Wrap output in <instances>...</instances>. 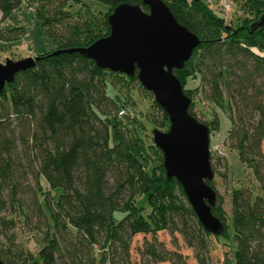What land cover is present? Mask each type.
Masks as SVG:
<instances>
[{"label": "trees", "instance_id": "16d2710c", "mask_svg": "<svg viewBox=\"0 0 264 264\" xmlns=\"http://www.w3.org/2000/svg\"><path fill=\"white\" fill-rule=\"evenodd\" d=\"M22 1L0 0V23ZM69 1L38 0L35 17L53 48L37 54L34 65L18 72L0 93V236L5 237L0 260L192 264L179 251L180 238L195 264H264V26H251L264 13V0H237L243 16L235 24L205 0H163L200 40L184 66L174 69L191 99L189 112L196 117L193 97L199 91L228 108L231 128L223 147L228 143L237 150L252 178L248 185L232 187L230 215L213 179L208 181L217 193L212 212L223 224L218 234L203 227L180 183L166 176L163 154L147 131L151 114L136 115L130 92L126 99L118 91L116 98L106 94V75L127 88L138 81L136 75L101 69L79 52L52 54L108 35L107 17L117 5L149 11L148 6L142 0H95L103 11L76 0L90 13L81 21L66 9ZM23 33L21 26H0L1 47ZM151 102L167 130V114L154 98ZM205 124L214 126L216 118ZM223 159L216 158L212 168L222 166ZM20 219L28 231L41 233L35 253L15 242L13 229ZM161 232L171 236L172 247L158 238ZM138 234L143 240L134 259L132 240ZM218 243L226 249L215 261Z\"/></svg>", "mask_w": 264, "mask_h": 264}, {"label": "water", "instance_id": "95a60500", "mask_svg": "<svg viewBox=\"0 0 264 264\" xmlns=\"http://www.w3.org/2000/svg\"><path fill=\"white\" fill-rule=\"evenodd\" d=\"M148 6L117 5L108 15L110 32L85 47L56 49L52 54L79 52L101 69L137 77L169 120L167 130L152 129L154 144L163 154L168 178L182 186L187 201L203 227L218 234L221 220L212 212L217 193L208 183L214 178L210 129L189 112L191 99L174 74L190 58L199 37L180 24L163 0H142ZM264 26V13L251 24ZM38 56L0 62V93L15 75L34 65ZM0 264L3 262L0 260Z\"/></svg>", "mask_w": 264, "mask_h": 264}, {"label": "rangeland", "instance_id": "374dc122", "mask_svg": "<svg viewBox=\"0 0 264 264\" xmlns=\"http://www.w3.org/2000/svg\"><path fill=\"white\" fill-rule=\"evenodd\" d=\"M82 3H89L92 9H96L101 7L104 8L102 4H97L98 2L95 0H79ZM76 0H70L66 6V9L70 10L74 13V17L84 20L90 16V13L86 10V6L84 4L79 3ZM38 0H23L19 8H17L12 15L7 18L5 21L0 23L1 28L4 30L11 29L13 27L21 26L24 29L23 36L13 41L11 46L9 47H1L0 43V62H4L6 58H11L13 60H17L20 58H25L28 56H37V54H41L43 52H47L53 48V44L50 40H48L43 32L40 21L35 17V7L37 5ZM212 9L218 15L223 16L224 13L220 11L218 8L211 6ZM79 11V12H78ZM103 11H100L96 14L102 15ZM78 12V13H77ZM243 16L242 10L238 7L237 0H232V7L226 13V17L228 21L232 20V24H235L236 18ZM5 33V32H3ZM8 45V44H7ZM264 56V52L261 53ZM107 86H106V94L110 97H115L116 91L123 95V98H127V94L129 93L130 98L133 100L134 105L131 106L135 110V113L140 118L145 116L146 112L150 113L153 119L149 118L150 123L146 122L147 131L151 135V131L153 127L159 128L161 130H166L165 127H161L158 123L161 118V113L152 107V99L153 95L149 91L144 88H140L139 82L136 80L131 83V88H127L126 86H121L115 77L110 75H106ZM196 82V80H194ZM114 87V89L112 88ZM190 84L194 85L192 81H189ZM206 89H208L207 85H205ZM225 95V94H224ZM116 98V97H115ZM194 107L193 112L196 114V117L201 120L203 123H212L216 118V124L214 126L210 125V143H221L225 141L228 135V131L231 128V121L228 117L229 110L228 108H219L216 104H214L209 99L205 98V94L202 92H198L194 95ZM156 121V122H153ZM153 124V125H152ZM225 159L222 160V164L220 167H215L214 171V186L219 192V194L224 199V209L227 215H230V191L233 186H237L239 184H250L251 175H246V169L243 163L239 160L238 152L235 148H231L227 145L225 146ZM264 151V144H263ZM227 162V165L226 163ZM215 163V159L211 158V165ZM246 175V176H245ZM18 216H15L17 220ZM18 221V220H17ZM16 232L15 242L21 243L24 246L26 251H30L35 253L38 249L41 233L36 231H28L22 223V219L17 223L16 227L13 229ZM9 235V233H8ZM158 238L165 242L167 247L171 246V236L167 232H161L158 234ZM0 240L4 241L5 237L0 236ZM143 240V235L138 234L132 240V257L135 259L138 258V254L136 251V247L141 244ZM179 251L183 255L190 256L189 261L192 264H195L192 258V250L186 248L179 238ZM226 247L220 245L219 243L216 245V248L212 252L214 260L222 259L223 252ZM160 264H171L169 262L160 263Z\"/></svg>", "mask_w": 264, "mask_h": 264}, {"label": "built area", "instance_id": "2783aa9c", "mask_svg": "<svg viewBox=\"0 0 264 264\" xmlns=\"http://www.w3.org/2000/svg\"><path fill=\"white\" fill-rule=\"evenodd\" d=\"M208 4L211 6H214L218 8L220 11L224 13L225 19L226 13L231 9L232 7V0H205ZM124 113L123 110L119 112V115H122ZM210 154L213 159L224 157L225 156V149L223 147V142L221 143H214L210 144L209 146Z\"/></svg>", "mask_w": 264, "mask_h": 264}]
</instances>
